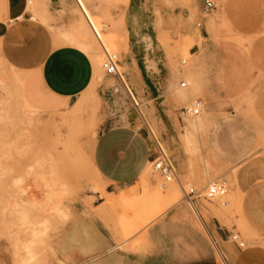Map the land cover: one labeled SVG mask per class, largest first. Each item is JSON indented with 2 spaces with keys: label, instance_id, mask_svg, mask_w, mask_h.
Listing matches in <instances>:
<instances>
[{
  "label": "rangeland",
  "instance_id": "obj_1",
  "mask_svg": "<svg viewBox=\"0 0 264 264\" xmlns=\"http://www.w3.org/2000/svg\"><path fill=\"white\" fill-rule=\"evenodd\" d=\"M14 1L0 0V21L10 18L8 12ZM24 1L27 11L34 8L35 0H31L32 5L30 0ZM75 1L78 19L70 29H58L56 38L81 48L95 64L94 80L81 95L84 104L80 112L73 113L72 106L81 96L66 105L48 96L34 73L17 71L0 57V264L25 263L31 243L34 245L31 249L39 256L38 264H64L57 260L56 252L62 253L65 246L78 240L75 232L68 233L65 228L74 226L76 230L79 218L88 219L84 223L87 228L92 226L89 219L96 218L109 230L115 245L125 252L142 245L138 237L144 229L171 218L173 225L188 224L198 229L209 245V263L223 264L206 223L219 218L234 227L233 236L241 233L240 241L247 245L249 239L245 233L249 228L242 210L241 189L264 183V0H212L216 8L210 13L204 11L202 0L200 6L197 0H153L158 19L157 43L169 58L174 84L179 90L188 89L196 84L186 78L192 75L199 80L202 90L200 95H191L182 104L169 88L158 102L139 100L131 90L132 109L155 150L152 163L165 157L174 164L179 180L172 175L168 182L167 176L150 164L141 179L119 190L116 196L107 193V185L96 174L92 152L98 135L112 125L103 112L97 90L107 77L102 69L103 48L124 62L127 40L124 42L122 24L129 0ZM117 11L121 12L118 17L114 14ZM84 29L89 30L92 40L81 35ZM65 33H70L72 38H66ZM97 38L103 47L97 44ZM83 42H93L97 47L86 50ZM195 45L197 50H193ZM119 71L122 75L123 67ZM182 83L187 86L182 88ZM197 100L203 103L202 112L205 110L206 114L201 112V117L206 115L208 123L204 131L195 134L197 149L191 153L181 148L180 139L182 127L195 117H180L179 113ZM213 139L227 153L226 161H214L209 156L207 146ZM243 147L251 150L250 155L240 157ZM203 157H210L215 167L208 179L204 176ZM180 164L183 174L177 167ZM39 165L45 181L56 177L66 185L63 206L69 210V216L64 219L56 214L46 216L51 227L48 238L42 241L34 240L27 226L6 208L10 187L21 176L25 177L29 191L36 188L34 197L41 198V191L46 188L44 182L35 179ZM31 170L35 173L29 174ZM217 182H225L228 192L207 199L208 187ZM181 186L187 192L194 189L198 193L194 203L200 220ZM162 191L167 195L160 202ZM174 191L180 192L178 199L173 198ZM124 192H130L131 197L121 199ZM172 203L176 205L164 212ZM177 212L176 219L172 216ZM181 233L183 237L189 236L184 228ZM82 242L86 244L85 239ZM205 250L198 249L197 264H204ZM106 252L110 254L108 249Z\"/></svg>",
  "mask_w": 264,
  "mask_h": 264
},
{
  "label": "crops",
  "instance_id": "obj_2",
  "mask_svg": "<svg viewBox=\"0 0 264 264\" xmlns=\"http://www.w3.org/2000/svg\"><path fill=\"white\" fill-rule=\"evenodd\" d=\"M15 1L9 8L10 18L0 21V57L17 71L34 73L48 96L66 105L72 104L91 86L96 72L89 54L56 38L58 29H70L78 19L76 1L35 0L37 20L32 17V12L27 11L24 0ZM197 2L200 6L201 0ZM153 4V0H129L122 24L124 42L127 40L124 43L126 53L123 54L124 62L120 61L119 66L124 72L121 77L107 76L97 89L103 112L112 125L98 135L92 163L107 185V193L115 196L120 193L119 190L133 186L143 177L155 155L153 144L140 128L132 109L131 90L139 100L158 102L169 88L174 91L177 100L181 104L183 102L174 84L169 58L157 43L158 19ZM120 13L117 11L114 14L118 17ZM142 32L147 35L143 37ZM197 48L198 45H195L193 50ZM186 78L195 81L200 95L202 88L197 76L198 82L192 75ZM139 117H142L140 113ZM202 118L207 127V116ZM186 126L187 122L182 127L180 139L181 148L185 150L183 135ZM197 133L192 131L194 138ZM207 148L208 154L216 161L228 159L217 139L211 140ZM250 153L248 147H243L240 157ZM203 159L209 160L207 157ZM172 166L174 168V164ZM177 167L183 174L182 165ZM241 190L242 210L249 228L245 233L249 239L247 245L240 248L232 239L234 227L224 224L219 218L209 219L205 227L223 264H264V183ZM237 193L242 195L239 190ZM131 195L124 192L120 198L128 199ZM197 207L194 203L191 208L200 220ZM177 216L178 212L172 217L177 219ZM87 220L79 218L76 230L74 226L65 228L68 233L75 232L78 240L65 246L62 253L56 252L57 260H62L64 264H85L99 256L87 264H197L198 249L205 248L204 264H211L209 245L203 234L191 225H173L171 218L154 223L140 233L138 239L142 240V245L134 251L125 252L115 245L111 233L101 222L96 218L89 219L92 226L87 228L84 225ZM182 228L188 231L189 236H182ZM238 236L241 237V233ZM108 248H114L113 252L105 254Z\"/></svg>",
  "mask_w": 264,
  "mask_h": 264
},
{
  "label": "bare ground",
  "instance_id": "obj_3",
  "mask_svg": "<svg viewBox=\"0 0 264 264\" xmlns=\"http://www.w3.org/2000/svg\"><path fill=\"white\" fill-rule=\"evenodd\" d=\"M32 4H33V2L30 0L29 5H32ZM30 11L33 13L32 17L36 20L37 14L34 11V8L30 7ZM96 29H97V27H96ZM64 35L66 38H69V39L72 38V35L70 33H65ZM81 35L83 37L87 38V40L90 39V37H92L91 33L89 32L88 29H84V31ZM147 39L148 38L146 37L145 40H147ZM90 40H92V39H90ZM97 40H98L97 44H99L101 47H103L102 42L99 40V38H97ZM93 42H92V44H93ZM92 44L89 42L88 43L83 42L82 47L86 50H90V49H92V46H94V44L93 45ZM115 44H116V42H115ZM190 82H191V80H190ZM199 91H200L199 87L195 84H191V87L188 89H185V90H179L177 88V92H178V94L181 95V99L183 100V102H185L189 98H191V95L198 94ZM93 92H94V90H93ZM83 104H84V97L79 98L78 101L75 102V104L72 106L73 113L80 112L83 108ZM25 109H28V106H25ZM200 115L195 117V119L188 121V124L185 128V132L183 135L184 146L187 148L188 151H191V153L194 152L195 149H197V147L194 148L195 138L192 134V131L202 132L206 129V123L204 122L203 118ZM209 156L212 159H214L210 154H209ZM210 157H209V160L203 159V161H202L203 168H204V174H205L204 176L206 179H208V176L210 178V175L213 174L215 171V167L211 164ZM214 161H216V159H214ZM151 164L154 166V164L152 162H151ZM171 166H172V164H171ZM93 168H94V166H93ZM172 168H173V166H172ZM37 169H39L40 171L38 170L37 177H35V179H39L42 183L44 182L43 184L46 188L44 191H41L42 192V194H40L41 198L37 199L36 197H34V196H36L35 192H34L36 190V188H34L35 189L34 191H32L33 188L31 191H29V189L27 188V185L25 184V177L21 176V177L16 178L13 185L10 187V190H9L10 199L8 201L9 203H8V206L6 208L8 209L9 214L11 216H15L19 221H21L23 223V225L27 226L26 229H28L31 232L34 240L36 239L37 241H40V240L42 241L45 237L48 236V232H49L50 227H51V222H50L49 218H47L46 216L56 214V216H58L60 219H64V218L69 216V210H68V208H66V206H63V199L66 195L64 193L65 192L64 188L66 185L60 179H58L56 177L55 178L53 177L50 181H45V178L42 175H40V174H42L41 166L39 165ZM94 170H95L96 174L98 175L97 170L95 168H94ZM173 171H175L174 168H173ZM34 173H35V171H33V170H31V172H29V174H34ZM176 179H177V176H176ZM171 180H172V178H170V180L168 182H170ZM179 184H181V183L179 182ZM166 195H167V192H165V191H162L161 193H159L158 198H159L160 202L164 201ZM179 196H180L179 191L173 192V198L178 199ZM186 199L190 203L191 207L194 206V201L193 202L191 201L194 198H190V199L186 198ZM158 204H160V203H158ZM172 207H174L173 203L170 204L164 210V212H166L167 210H169ZM29 244L30 243H28V245ZM31 246L27 247V252H26L27 253V260L26 261L24 260L25 263L22 262V264H38L39 263L38 254L34 251L35 249L34 250L31 249L34 247V245H32V243H31ZM113 249L114 248H108V252L112 253Z\"/></svg>",
  "mask_w": 264,
  "mask_h": 264
},
{
  "label": "built area",
  "instance_id": "obj_4",
  "mask_svg": "<svg viewBox=\"0 0 264 264\" xmlns=\"http://www.w3.org/2000/svg\"><path fill=\"white\" fill-rule=\"evenodd\" d=\"M203 3V9L206 13H210L213 10H215L216 6L215 3L212 0H202ZM13 21H11L12 23ZM201 25L198 24V27ZM105 59L102 64V69L105 72L107 76H118L121 77L119 66H120V60L118 58L117 54L109 52L105 47L103 48ZM185 63V62H184ZM183 63V64H184ZM187 86L186 83H182L181 87L185 88ZM203 108V103L200 100H197L193 106L189 108H183L180 110V117H197L201 114ZM154 168L161 172L164 176H167L166 178L170 180L172 178V175L176 178L175 172L173 171V168L171 166V163L164 157V158H158L154 162ZM181 190L184 193L185 198H198L199 195L197 192H195L194 189H190L189 192L185 190L181 186ZM228 192V188L225 182H217L213 183L208 187L206 198L209 200H212L215 197H221L224 196ZM191 200L192 202L194 201ZM233 241L240 247L244 248L246 244L242 241H240V237L238 235H235L232 237Z\"/></svg>",
  "mask_w": 264,
  "mask_h": 264
}]
</instances>
